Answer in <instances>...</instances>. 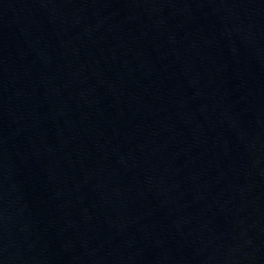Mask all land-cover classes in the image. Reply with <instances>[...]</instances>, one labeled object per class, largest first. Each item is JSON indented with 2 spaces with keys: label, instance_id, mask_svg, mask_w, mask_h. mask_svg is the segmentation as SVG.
<instances>
[{
  "label": "water",
  "instance_id": "obj_1",
  "mask_svg": "<svg viewBox=\"0 0 264 264\" xmlns=\"http://www.w3.org/2000/svg\"><path fill=\"white\" fill-rule=\"evenodd\" d=\"M0 264H264V0H0Z\"/></svg>",
  "mask_w": 264,
  "mask_h": 264
}]
</instances>
